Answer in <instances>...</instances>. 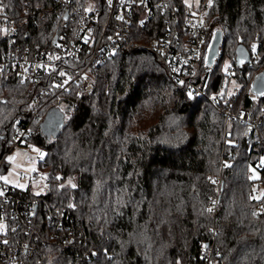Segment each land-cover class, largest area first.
Returning a JSON list of instances; mask_svg holds the SVG:
<instances>
[{
	"label": "trees",
	"instance_id": "obj_1",
	"mask_svg": "<svg viewBox=\"0 0 264 264\" xmlns=\"http://www.w3.org/2000/svg\"><path fill=\"white\" fill-rule=\"evenodd\" d=\"M94 4L97 0H79ZM186 8L183 0H168ZM204 2V0H202ZM17 35L0 29V54L16 46L51 50L63 25L54 0H0ZM22 22V23H21ZM223 32L222 62L209 75L205 59L216 30ZM244 45L251 62L236 66ZM230 63L233 74L223 68ZM193 80L207 85L204 96L172 80L148 50L119 53L96 73L94 92L64 98L68 116L56 138L48 139L35 120L32 142L44 151L39 162L49 187L37 196L69 213L84 241L68 250L55 243L39 246L35 264H204L209 244L217 264H264V196L255 197L251 165L264 157V95L252 84L264 72V0H211L206 12L204 51ZM239 83L229 95L225 84ZM38 86L15 77L0 79V150L12 124L27 117V104ZM220 94L214 104L212 97ZM220 109H246L261 127L226 121ZM264 178V173L261 172ZM216 212L210 210L217 195ZM28 194L34 196L29 190ZM261 209V213L257 212ZM36 228L42 232V205ZM43 231V232H44ZM57 233V232H56Z\"/></svg>",
	"mask_w": 264,
	"mask_h": 264
},
{
	"label": "built area",
	"instance_id": "obj_2",
	"mask_svg": "<svg viewBox=\"0 0 264 264\" xmlns=\"http://www.w3.org/2000/svg\"><path fill=\"white\" fill-rule=\"evenodd\" d=\"M60 9L63 25L53 38L51 50L16 46L0 54V79L15 77L38 86V93L27 104V117L17 118L12 124L11 138L0 150V177L18 160L17 152L34 146L33 122L41 118L45 107L52 101L64 98L81 99L90 96L97 84L95 73L119 53L144 48L165 67L172 80L187 86L196 96L206 94L207 85L201 87L193 77L195 66L204 51L206 12L209 1L197 8L173 7L168 0H97L94 4L79 0H54ZM0 4V29L4 35H17V25L10 20ZM68 14V19L64 20ZM22 23V22H21ZM207 57V55H206ZM220 55L204 71L211 75ZM233 74L232 69H228ZM217 94L212 100L221 99ZM226 121L238 120L248 124L251 132L257 131L263 116L250 119V112L239 109H220ZM264 114V109H263ZM44 119V118H43ZM264 157L251 165L249 177L256 186H264ZM217 195L211 199L210 210L215 213L219 202L220 179L215 181ZM0 264H35L39 246L56 242L63 234L60 246L68 250L78 240L84 241V232L76 235L72 216L44 202L26 190L13 187L0 179ZM264 196V193H263ZM38 204L42 205L45 231L40 232L35 222ZM257 212H262L257 208ZM44 231V232H43ZM57 232V233H56ZM203 253L204 264L212 262L213 249L209 244Z\"/></svg>",
	"mask_w": 264,
	"mask_h": 264
},
{
	"label": "rangeland",
	"instance_id": "obj_3",
	"mask_svg": "<svg viewBox=\"0 0 264 264\" xmlns=\"http://www.w3.org/2000/svg\"><path fill=\"white\" fill-rule=\"evenodd\" d=\"M184 4L189 8H199L202 4V0H183ZM209 1V0H204ZM222 62V46L220 49V59ZM217 63V64H218ZM217 66V65H216ZM230 63L228 60H224L223 68L228 73ZM229 74V73H228ZM240 84L235 80H231L225 84V89L229 95L236 94L240 89ZM60 109L64 112L65 117L68 116L67 107L62 104ZM18 160L16 163L10 165L8 169L1 174L0 179L5 182L4 178H7V184L17 187L22 190H29L33 195H44L49 187L47 171L40 168L39 162L44 158L45 153L37 146H30L26 149L19 150L17 152ZM249 175V170H248ZM256 185V184H255ZM264 193V186L255 187V197L261 198Z\"/></svg>",
	"mask_w": 264,
	"mask_h": 264
},
{
	"label": "water",
	"instance_id": "obj_4",
	"mask_svg": "<svg viewBox=\"0 0 264 264\" xmlns=\"http://www.w3.org/2000/svg\"><path fill=\"white\" fill-rule=\"evenodd\" d=\"M68 19V14L65 15L64 20ZM223 42V32L221 29L216 30L211 44L208 48L206 62L208 65L214 63V59L220 55V49ZM251 62V55L244 45H239L236 49V66L241 68ZM252 94L261 97L264 95V72L257 75L252 84ZM65 124V114L58 107L50 108L42 122L40 123V130L42 134L49 140L56 138Z\"/></svg>",
	"mask_w": 264,
	"mask_h": 264
},
{
	"label": "snow or ice",
	"instance_id": "obj_5",
	"mask_svg": "<svg viewBox=\"0 0 264 264\" xmlns=\"http://www.w3.org/2000/svg\"><path fill=\"white\" fill-rule=\"evenodd\" d=\"M5 179V182H7V178H4ZM0 195H2V193H0Z\"/></svg>",
	"mask_w": 264,
	"mask_h": 264
}]
</instances>
